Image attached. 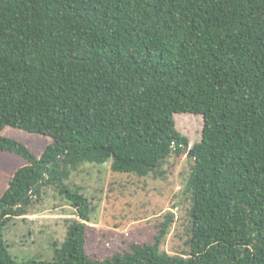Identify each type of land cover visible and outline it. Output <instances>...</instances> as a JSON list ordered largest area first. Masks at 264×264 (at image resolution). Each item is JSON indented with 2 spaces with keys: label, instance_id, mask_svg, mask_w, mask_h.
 Segmentation results:
<instances>
[{
  "label": "trees",
  "instance_id": "obj_1",
  "mask_svg": "<svg viewBox=\"0 0 264 264\" xmlns=\"http://www.w3.org/2000/svg\"><path fill=\"white\" fill-rule=\"evenodd\" d=\"M179 114L204 121L185 185L189 250H162L168 213L152 244L89 257L93 208L66 181L109 161L155 174L188 150ZM5 128L52 142L37 158ZM0 153L27 164L0 195V264H264V0H0ZM50 187L79 220L53 261H19L5 228Z\"/></svg>",
  "mask_w": 264,
  "mask_h": 264
},
{
  "label": "rangeland",
  "instance_id": "obj_2",
  "mask_svg": "<svg viewBox=\"0 0 264 264\" xmlns=\"http://www.w3.org/2000/svg\"><path fill=\"white\" fill-rule=\"evenodd\" d=\"M175 123L189 141L188 150L180 157L172 155L155 174L145 178L116 174L109 161L104 165L83 164L66 181L72 189H79L93 208L86 232L89 257L104 260L128 252L132 244H152L168 213H173L174 223L162 250L170 255L189 250L191 199L185 194V185L194 164L189 153L202 140L204 121L201 116L179 114ZM2 136L24 145L37 158L52 142L13 128H5ZM26 165L17 156L0 153V195L14 173ZM73 220H79L75 208L56 187L46 188L40 198L33 199L28 215L8 223L4 239L19 261H53L55 246L65 241Z\"/></svg>",
  "mask_w": 264,
  "mask_h": 264
},
{
  "label": "water",
  "instance_id": "obj_3",
  "mask_svg": "<svg viewBox=\"0 0 264 264\" xmlns=\"http://www.w3.org/2000/svg\"><path fill=\"white\" fill-rule=\"evenodd\" d=\"M58 162H60V159L58 160ZM54 163H51V165H53Z\"/></svg>",
  "mask_w": 264,
  "mask_h": 264
}]
</instances>
